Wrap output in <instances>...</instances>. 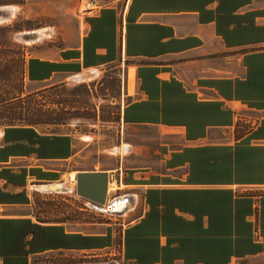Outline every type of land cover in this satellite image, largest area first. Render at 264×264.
<instances>
[{
  "label": "crops",
  "instance_id": "obj_1",
  "mask_svg": "<svg viewBox=\"0 0 264 264\" xmlns=\"http://www.w3.org/2000/svg\"><path fill=\"white\" fill-rule=\"evenodd\" d=\"M41 1L0 5H18L17 21L44 15ZM100 2L102 10L92 17L100 44L88 56L94 64L86 66L84 58L93 24L76 12L53 26L64 42L57 53L42 45L44 28L24 29L18 42L9 31L13 23L3 26L9 29L0 69L20 59L24 90L28 84L42 90L81 73L93 81L116 64L127 73L115 133L102 146L115 165L99 170L118 181L109 198L130 190L137 201L132 213L142 208L122 230L123 264L135 263L125 257L126 230L135 227L141 235L134 237L145 238L146 248L158 253L152 264H204L181 256L190 240L193 252L218 264H264V194L256 195L264 193V0ZM252 63L256 78H250ZM10 128L0 125V264H36L52 251L114 245L110 226L99 233L76 231L66 222L39 221L28 210L30 181H56L65 173L71 178L62 165L100 147L99 136ZM126 144L132 146L127 154ZM242 239L249 242L236 245Z\"/></svg>",
  "mask_w": 264,
  "mask_h": 264
},
{
  "label": "rangeland",
  "instance_id": "obj_2",
  "mask_svg": "<svg viewBox=\"0 0 264 264\" xmlns=\"http://www.w3.org/2000/svg\"><path fill=\"white\" fill-rule=\"evenodd\" d=\"M42 1L44 15H32L28 19L17 20L9 27L10 29L0 27V48H3L5 53L7 52L4 46L8 42V29L11 35L15 36V40L21 41V34L16 35L24 29L42 27L46 30L41 41L43 46L48 47L47 49L53 53H57L64 46L62 36L58 34L59 31L58 35H55L57 37L52 39L49 30L60 23V20L64 23L68 19L70 21V17L74 18L78 10V0ZM31 5H35V1H32ZM56 21H58L57 24ZM14 52L16 50L12 49L11 53ZM16 53L18 54V51ZM19 61L20 59H16V63H13L12 67L10 65V69L9 67L0 69V77H6V79H0V101L11 99L7 105L0 107V125L25 124L29 121L34 122L41 131L46 133L70 131L84 136L95 134L99 136L96 141H99L98 144L101 147V151H99L100 147H96L90 153H84L67 165H62L63 171L72 173L71 178L65 173L63 179L56 181L31 180L28 184V191L31 195L29 212L31 211L33 216L42 222L64 221L68 228L76 231L99 233L110 226L116 234L114 245L110 247L88 251H52L40 255L36 264H82L109 261H118L119 264H123L119 255L122 230L129 221L142 213V208L139 209L140 212L132 213V210L136 208V201L135 205L122 216L92 208L90 202L76 192V171L81 169L99 171L115 165L109 156L110 153L102 152V146L107 145V136L115 133L114 126L120 118L124 93L129 87L127 73L122 72L116 64L110 65V70L108 69L103 77L93 81L87 80L89 78H86L83 73L85 78L83 81L87 80L83 83L67 81L49 85L42 90H36L33 85L28 84L24 90L23 72ZM133 80L134 77L131 76V81ZM73 118H81L82 122L71 127L69 121ZM63 171L55 178H59L64 173ZM52 182H66L69 190L44 192L35 188L36 185ZM114 188L118 186L114 185ZM126 194H131V191L122 192V196ZM112 196L113 194L109 199L114 198Z\"/></svg>",
  "mask_w": 264,
  "mask_h": 264
},
{
  "label": "water",
  "instance_id": "obj_3",
  "mask_svg": "<svg viewBox=\"0 0 264 264\" xmlns=\"http://www.w3.org/2000/svg\"><path fill=\"white\" fill-rule=\"evenodd\" d=\"M22 37L29 38L31 37V34L25 33ZM80 76L82 78H80ZM84 79V75L81 73L73 78H70V82L72 81L77 83V81H83ZM108 185L109 174L106 171H80L76 174V192L79 196L87 199L92 208L108 214L122 216L135 205L136 196L134 194H126L124 196H116L109 199ZM35 188L44 192L69 190V186L66 182H52L48 184L36 185ZM117 206H121V208L117 209ZM82 264H119V262L109 261Z\"/></svg>",
  "mask_w": 264,
  "mask_h": 264
},
{
  "label": "trees",
  "instance_id": "obj_4",
  "mask_svg": "<svg viewBox=\"0 0 264 264\" xmlns=\"http://www.w3.org/2000/svg\"><path fill=\"white\" fill-rule=\"evenodd\" d=\"M92 24H93V28L90 32V36L86 39V43H85V46H84V49H85V55H84V58H85V65L86 66H89L91 64H94L96 60H94L93 58H88L89 56V53L91 54H94L93 52V49L96 46V45H99L100 44V41H99V38H96V30L94 28V23L95 21H97L95 18H90ZM99 37V35H98ZM96 38V39H95ZM95 39V40H94ZM255 64H250V78H256L258 76V69H253ZM264 74V73H263ZM263 82V85L262 87H264V80H262ZM8 126H10L11 128L10 129H25V128H20V125H33V126H36V124L34 122H26L25 124H14V123H10V124H6ZM36 135V134H35ZM37 137L41 139H47L48 136H39L37 135ZM39 153H41V151H39ZM38 176L40 177H44L48 174L46 173H37ZM12 180V179H11ZM264 193H258L256 194L257 196H260V195H263ZM58 223H61V222H64V221H57ZM139 227H135V228H132V229H128L126 230V239H125V257L126 259L132 261L134 260L135 263L134 264H152L154 263V261H156V259L158 258V253L156 252V254H153L151 252V250L149 251L147 248H146V245L148 244V240L146 241L145 238H141V237H134L135 235H141V233H139L137 230H138ZM242 242H249V240H236V245H241ZM195 244L192 242V240H190V242H187V247H186V252L187 253H184L182 254L181 256L185 257L188 261L190 259H194V260H197V259H200L204 262V264H218L217 262H214L213 261V258L209 255H205L204 253L202 255H198L196 254L195 252H193V246ZM140 247H143V248H140ZM207 246H203L201 247L203 250L206 248ZM140 248V249H139ZM169 259V258H167ZM167 259H165L164 257V260L167 261ZM171 259V257H170Z\"/></svg>",
  "mask_w": 264,
  "mask_h": 264
},
{
  "label": "clouds",
  "instance_id": "obj_5",
  "mask_svg": "<svg viewBox=\"0 0 264 264\" xmlns=\"http://www.w3.org/2000/svg\"><path fill=\"white\" fill-rule=\"evenodd\" d=\"M22 9L18 5L14 4H6V5H0V27L10 25L12 24L18 17L19 14H21ZM51 32V37L54 38L55 31L54 29L49 30ZM99 75V74H97ZM84 81H77V83H82ZM82 122L81 118H73L69 121V125L71 127H75L76 125L80 124ZM132 150L131 145H123V152L125 154L129 153ZM120 150H116L117 154Z\"/></svg>",
  "mask_w": 264,
  "mask_h": 264
},
{
  "label": "built area",
  "instance_id": "obj_6",
  "mask_svg": "<svg viewBox=\"0 0 264 264\" xmlns=\"http://www.w3.org/2000/svg\"><path fill=\"white\" fill-rule=\"evenodd\" d=\"M103 8V4L100 0H82L80 6L77 10V15L80 18H91L97 15ZM114 185L118 186V181L114 180L112 182L109 181L108 185V193H115L118 191V188L114 189Z\"/></svg>",
  "mask_w": 264,
  "mask_h": 264
},
{
  "label": "bare ground",
  "instance_id": "obj_7",
  "mask_svg": "<svg viewBox=\"0 0 264 264\" xmlns=\"http://www.w3.org/2000/svg\"><path fill=\"white\" fill-rule=\"evenodd\" d=\"M41 33H42V32H41ZM39 35H40V34H39ZM34 38H35V37H34ZM88 74H89V73H88ZM85 77L90 79L91 76L88 75V77H87V76L85 75ZM72 177H73V176H72ZM114 189H115V188H114ZM122 198H123V197H122ZM105 208H106V206H105ZM119 208H121V206H117V209H119Z\"/></svg>",
  "mask_w": 264,
  "mask_h": 264
}]
</instances>
